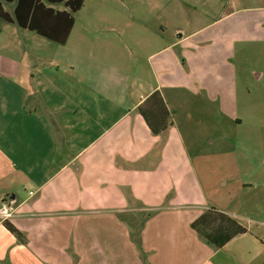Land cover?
<instances>
[{"label":"crops","instance_id":"1","mask_svg":"<svg viewBox=\"0 0 264 264\" xmlns=\"http://www.w3.org/2000/svg\"><path fill=\"white\" fill-rule=\"evenodd\" d=\"M172 1L113 0L106 7L102 0L86 15L83 5L65 44L35 33L18 57L7 58L0 71V208L11 216L0 214V264L257 260L249 232L217 249L191 228L210 206L238 215L225 194L208 188L200 130L189 124L186 104L174 102L190 89L183 66L195 63L191 48L201 49V40L191 43L195 33L187 34L188 0ZM205 3L211 18L229 4ZM156 91L173 122L159 134L139 111ZM173 110L181 117L174 119ZM233 118L243 124L239 114ZM219 155L234 160L233 184L251 186L235 153Z\"/></svg>","mask_w":264,"mask_h":264},{"label":"rangeland","instance_id":"2","mask_svg":"<svg viewBox=\"0 0 264 264\" xmlns=\"http://www.w3.org/2000/svg\"><path fill=\"white\" fill-rule=\"evenodd\" d=\"M100 1L84 0L82 14ZM158 1L161 6L173 2ZM219 1L229 4L217 13L210 11L211 18L206 16L210 6L205 0H188L187 34L195 33L191 43L200 39L196 45L201 49L191 48L196 61L192 64L189 59L183 66L190 75V89H183L182 100L174 102L186 104L191 113L189 124L200 130L197 152L202 155L201 167L210 173L208 188L217 197L225 194L231 202L237 220L252 237L248 247L257 259L253 264H264V0ZM103 2L106 7L116 5L113 0ZM12 7L4 4L8 12ZM155 14L161 15L159 10ZM225 15L229 16L215 23ZM34 34L0 18V71L7 68L8 57L21 54L29 36L38 38ZM173 114L174 119L181 117L178 110ZM234 114L243 119L242 125H236ZM226 152L236 154L240 176L251 181V186L243 189L230 181L229 174L237 167L233 158L219 155ZM213 153H217V160ZM222 175H227L225 189L220 186Z\"/></svg>","mask_w":264,"mask_h":264},{"label":"trees","instance_id":"3","mask_svg":"<svg viewBox=\"0 0 264 264\" xmlns=\"http://www.w3.org/2000/svg\"><path fill=\"white\" fill-rule=\"evenodd\" d=\"M15 3L13 15L6 11L2 2ZM0 18L8 23H16L20 28L37 35L65 44L73 29L74 16L84 5V0H1ZM63 4L68 11H57L50 5ZM153 134H159L170 127L173 122L171 113L159 91L151 94L139 106ZM5 225L13 233L17 230L8 223ZM191 228L207 243L217 249L248 232L237 219L214 206H210L191 224Z\"/></svg>","mask_w":264,"mask_h":264},{"label":"built area","instance_id":"4","mask_svg":"<svg viewBox=\"0 0 264 264\" xmlns=\"http://www.w3.org/2000/svg\"><path fill=\"white\" fill-rule=\"evenodd\" d=\"M0 214L4 216V218H8L11 216V212H9V209L6 206L0 208Z\"/></svg>","mask_w":264,"mask_h":264}]
</instances>
